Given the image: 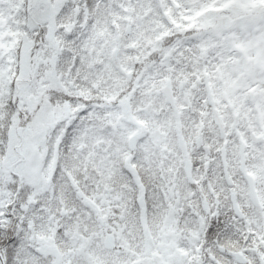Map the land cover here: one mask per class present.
<instances>
[{
    "label": "snow or ice",
    "instance_id": "obj_1",
    "mask_svg": "<svg viewBox=\"0 0 264 264\" xmlns=\"http://www.w3.org/2000/svg\"><path fill=\"white\" fill-rule=\"evenodd\" d=\"M0 264H264V0H0Z\"/></svg>",
    "mask_w": 264,
    "mask_h": 264
}]
</instances>
